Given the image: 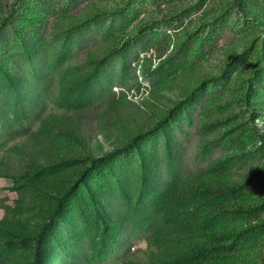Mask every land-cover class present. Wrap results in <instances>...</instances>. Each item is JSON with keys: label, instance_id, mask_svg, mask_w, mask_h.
Returning a JSON list of instances; mask_svg holds the SVG:
<instances>
[{"label": "rangeland", "instance_id": "1", "mask_svg": "<svg viewBox=\"0 0 264 264\" xmlns=\"http://www.w3.org/2000/svg\"><path fill=\"white\" fill-rule=\"evenodd\" d=\"M264 264V0H0V264Z\"/></svg>", "mask_w": 264, "mask_h": 264}, {"label": "trees", "instance_id": "2", "mask_svg": "<svg viewBox=\"0 0 264 264\" xmlns=\"http://www.w3.org/2000/svg\"><path fill=\"white\" fill-rule=\"evenodd\" d=\"M35 264H38V260H37V258H36Z\"/></svg>", "mask_w": 264, "mask_h": 264}]
</instances>
